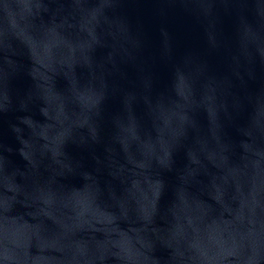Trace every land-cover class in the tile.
<instances>
[{
	"label": "water",
	"instance_id": "water-1",
	"mask_svg": "<svg viewBox=\"0 0 264 264\" xmlns=\"http://www.w3.org/2000/svg\"><path fill=\"white\" fill-rule=\"evenodd\" d=\"M0 212L55 264H264V0H0Z\"/></svg>",
	"mask_w": 264,
	"mask_h": 264
}]
</instances>
